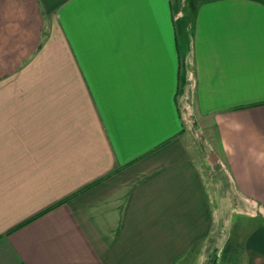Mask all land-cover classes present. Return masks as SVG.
<instances>
[{
    "label": "crops",
    "instance_id": "0c3cea01",
    "mask_svg": "<svg viewBox=\"0 0 264 264\" xmlns=\"http://www.w3.org/2000/svg\"><path fill=\"white\" fill-rule=\"evenodd\" d=\"M213 255L264 264V0H0V264Z\"/></svg>",
    "mask_w": 264,
    "mask_h": 264
},
{
    "label": "rangeland",
    "instance_id": "374dc122",
    "mask_svg": "<svg viewBox=\"0 0 264 264\" xmlns=\"http://www.w3.org/2000/svg\"><path fill=\"white\" fill-rule=\"evenodd\" d=\"M230 200H231L230 203H233L232 205H233L236 209H238V207H242V204H237V197H236V198H230ZM216 258H218V257H216V255H215V257H214V255L211 256L210 259H209V261L207 262V264H215L216 261L218 260V259H216ZM217 263H218V262H217ZM219 263H220V262H219Z\"/></svg>",
    "mask_w": 264,
    "mask_h": 264
},
{
    "label": "trees",
    "instance_id": "16d2710c",
    "mask_svg": "<svg viewBox=\"0 0 264 264\" xmlns=\"http://www.w3.org/2000/svg\"><path fill=\"white\" fill-rule=\"evenodd\" d=\"M214 257H215V255H214ZM217 262H218V260L216 261V263H215V264H220L219 262H218V263H217Z\"/></svg>",
    "mask_w": 264,
    "mask_h": 264
}]
</instances>
